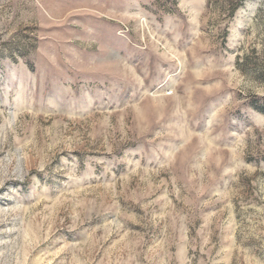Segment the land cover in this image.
<instances>
[{
    "label": "rangeland",
    "instance_id": "obj_1",
    "mask_svg": "<svg viewBox=\"0 0 264 264\" xmlns=\"http://www.w3.org/2000/svg\"><path fill=\"white\" fill-rule=\"evenodd\" d=\"M0 264H264V0H0Z\"/></svg>",
    "mask_w": 264,
    "mask_h": 264
}]
</instances>
